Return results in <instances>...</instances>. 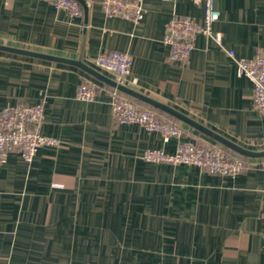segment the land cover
<instances>
[{"label":"crops","instance_id":"obj_1","mask_svg":"<svg viewBox=\"0 0 264 264\" xmlns=\"http://www.w3.org/2000/svg\"><path fill=\"white\" fill-rule=\"evenodd\" d=\"M79 4L82 16L73 18L43 0H0V44L80 58L242 147L264 148L252 83L228 54L264 51V0H215L220 17L212 28L222 43L198 34L184 65L167 60L165 24L173 16L202 22L201 2L142 0L138 22L106 17L100 0ZM109 50L132 57L128 75L94 64ZM83 80L98 88L92 101L75 97ZM114 92L76 65L0 50V108L42 101L40 132L57 140L31 162L10 152L0 163V264H264V171L219 176L146 162L144 150L172 153L176 140L116 123ZM155 111L179 123L185 140L221 146ZM225 149L246 162L261 159Z\"/></svg>","mask_w":264,"mask_h":264},{"label":"built area","instance_id":"obj_2","mask_svg":"<svg viewBox=\"0 0 264 264\" xmlns=\"http://www.w3.org/2000/svg\"><path fill=\"white\" fill-rule=\"evenodd\" d=\"M57 9L65 10L69 16L80 18L82 9L78 0H43ZM203 7L202 22L191 16H173L165 24L164 41L169 51L167 60L181 65L186 64L195 45L198 34L222 43L220 32L213 31V23L220 17L215 0H194ZM102 12L106 17H119L138 22L144 15L142 0H100ZM234 60L237 74L247 77L252 83V103L264 118V51L257 50L252 57H236L228 50ZM94 64L101 70L113 73L119 78L128 75L133 65L132 57L121 51L109 50L93 58ZM98 95L95 83L83 80L75 91L79 100L92 101ZM112 117L120 124H140L147 132H158L164 142L176 140L172 153L159 148L144 150L142 159L150 163L170 165H191L219 176H236L250 168L264 171V158L257 162L245 161L239 157H229L219 145H198L183 138L182 126L174 121L161 119L158 113L149 107H142L132 98L120 92H114L111 100ZM44 115V104L17 103L5 104L0 108V163L5 162L10 152L19 153L26 162H31L41 147L55 146L57 140L40 132V122ZM151 264H163L154 262Z\"/></svg>","mask_w":264,"mask_h":264},{"label":"water","instance_id":"obj_3","mask_svg":"<svg viewBox=\"0 0 264 264\" xmlns=\"http://www.w3.org/2000/svg\"><path fill=\"white\" fill-rule=\"evenodd\" d=\"M0 50L11 52V53H16L20 55L30 56V57L42 58V59L50 60L53 62H63V63L76 65L80 67L81 69L85 70L86 72H88L89 74H91L92 76H94L99 81H102L104 84H108L114 87L117 91L121 92L122 94L127 95L133 100L141 102L152 109L168 114L169 116L175 118L176 120L208 136L209 138L216 141L221 146L228 148L241 156H244L247 158H263L264 157V148L252 150V149L242 147L239 144L235 143L234 141L207 128L206 126L202 125L201 123L197 122L196 120L187 116L186 114L178 111L177 109L163 102H160L150 96H147L133 88H130L122 83L112 80L111 78L107 77L106 75H103L96 69L85 64L80 58L79 59L64 58L60 56L45 54L41 52H36V51L28 50V49L12 47V46L2 45V44H0Z\"/></svg>","mask_w":264,"mask_h":264},{"label":"trees","instance_id":"obj_4","mask_svg":"<svg viewBox=\"0 0 264 264\" xmlns=\"http://www.w3.org/2000/svg\"><path fill=\"white\" fill-rule=\"evenodd\" d=\"M159 115V114H158ZM160 116V115H159ZM161 117V116H160ZM161 119H163L162 117H161ZM224 150H225V152L227 151L225 148H223ZM229 152V151H228ZM227 153V152H226ZM229 157H230V155H228ZM239 158H241L242 159V157H240L239 156Z\"/></svg>","mask_w":264,"mask_h":264}]
</instances>
